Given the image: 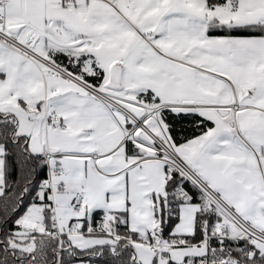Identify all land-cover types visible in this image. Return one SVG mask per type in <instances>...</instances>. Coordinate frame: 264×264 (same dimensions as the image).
<instances>
[{"label": "snow or ice", "instance_id": "obj_1", "mask_svg": "<svg viewBox=\"0 0 264 264\" xmlns=\"http://www.w3.org/2000/svg\"><path fill=\"white\" fill-rule=\"evenodd\" d=\"M0 264H264V0H0Z\"/></svg>", "mask_w": 264, "mask_h": 264}]
</instances>
